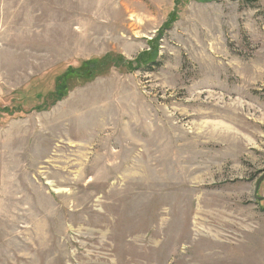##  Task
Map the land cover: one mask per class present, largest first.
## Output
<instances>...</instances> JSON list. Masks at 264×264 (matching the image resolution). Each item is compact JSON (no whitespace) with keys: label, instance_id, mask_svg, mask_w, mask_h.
Returning <instances> with one entry per match:
<instances>
[{"label":"rangeland","instance_id":"rangeland-1","mask_svg":"<svg viewBox=\"0 0 264 264\" xmlns=\"http://www.w3.org/2000/svg\"><path fill=\"white\" fill-rule=\"evenodd\" d=\"M0 0V264H264V0Z\"/></svg>","mask_w":264,"mask_h":264},{"label":"trees","instance_id":"trees-1","mask_svg":"<svg viewBox=\"0 0 264 264\" xmlns=\"http://www.w3.org/2000/svg\"><path fill=\"white\" fill-rule=\"evenodd\" d=\"M243 2H246L247 4H251V5H254L253 3V0H242Z\"/></svg>","mask_w":264,"mask_h":264}]
</instances>
